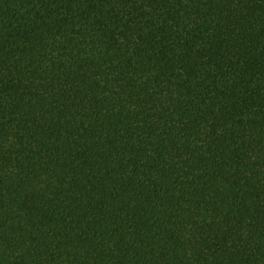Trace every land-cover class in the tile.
<instances>
[{
	"label": "trees",
	"instance_id": "obj_1",
	"mask_svg": "<svg viewBox=\"0 0 264 264\" xmlns=\"http://www.w3.org/2000/svg\"><path fill=\"white\" fill-rule=\"evenodd\" d=\"M0 264H264V0H0Z\"/></svg>",
	"mask_w": 264,
	"mask_h": 264
}]
</instances>
